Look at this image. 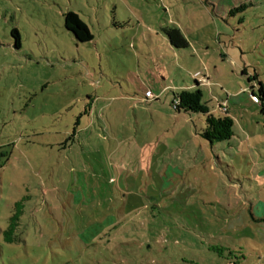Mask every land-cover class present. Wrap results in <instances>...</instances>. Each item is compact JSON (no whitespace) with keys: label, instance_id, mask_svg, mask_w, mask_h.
<instances>
[{"label":"rangeland","instance_id":"1","mask_svg":"<svg viewBox=\"0 0 264 264\" xmlns=\"http://www.w3.org/2000/svg\"><path fill=\"white\" fill-rule=\"evenodd\" d=\"M251 76L264 85V0H0V264H264ZM196 81L230 141L176 111Z\"/></svg>","mask_w":264,"mask_h":264},{"label":"trees","instance_id":"2","mask_svg":"<svg viewBox=\"0 0 264 264\" xmlns=\"http://www.w3.org/2000/svg\"><path fill=\"white\" fill-rule=\"evenodd\" d=\"M65 28L74 35L79 43H90L94 40V35L88 25L74 12H69L65 15ZM165 34L173 48L182 50L190 47V43L179 28L166 29ZM12 36L15 38V47L19 49L21 47V39L18 30H13ZM243 72L246 74L247 70L245 69ZM249 82L254 83L252 90L258 87V95L253 92V97L257 99L261 111L264 113V85L258 81L257 76H251ZM200 86L201 84L196 81L193 88L184 89L176 95L173 104L176 111L190 115H204L206 128L202 137L212 146L230 141L234 137V120L230 117L228 110L223 109L221 115H215L210 112L207 105L203 102L204 94Z\"/></svg>","mask_w":264,"mask_h":264},{"label":"built area","instance_id":"3","mask_svg":"<svg viewBox=\"0 0 264 264\" xmlns=\"http://www.w3.org/2000/svg\"><path fill=\"white\" fill-rule=\"evenodd\" d=\"M146 99H147V101H152V100H156V97L154 96V94L151 91H149L146 93Z\"/></svg>","mask_w":264,"mask_h":264},{"label":"crops","instance_id":"4","mask_svg":"<svg viewBox=\"0 0 264 264\" xmlns=\"http://www.w3.org/2000/svg\"><path fill=\"white\" fill-rule=\"evenodd\" d=\"M147 92H149V91H147ZM146 92V93H147ZM81 118V117H80ZM79 121V127H81V124H82V120H78ZM81 132V131H80Z\"/></svg>","mask_w":264,"mask_h":264}]
</instances>
